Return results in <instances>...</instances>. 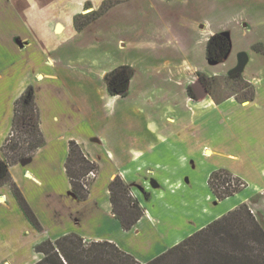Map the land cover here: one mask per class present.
Wrapping results in <instances>:
<instances>
[{
    "label": "crops",
    "instance_id": "1",
    "mask_svg": "<svg viewBox=\"0 0 264 264\" xmlns=\"http://www.w3.org/2000/svg\"><path fill=\"white\" fill-rule=\"evenodd\" d=\"M137 1L117 4L78 30L76 18L99 10L105 0H0V157L12 129L15 103L30 86L46 141L35 156L10 166L42 231L31 223L11 188L0 186V264H36L43 257L35 250L38 244L72 233L87 241L113 242L145 264L262 197L264 54L254 46L264 45V35L239 48L248 59L254 56V65L240 72L253 84V98L234 94L218 100L203 88L199 76L197 81L190 78L198 71L219 75L194 61L175 60V48L163 46L159 57L147 56L135 65L102 52L110 41L102 35L111 36L118 28V9L136 8ZM198 2L197 11L206 7L235 18L210 28L206 37L208 42L218 33L229 36L231 50L221 63L233 56V32L246 38L255 22L264 27V0ZM168 12L174 14L177 8L169 6ZM143 27L151 36L150 24ZM174 30L169 26L164 32L168 40L173 36L178 41L184 31ZM196 31L190 39L183 37L186 59H192ZM151 37L146 41L150 45ZM123 65L134 69L128 94L112 95L106 76ZM190 87L197 99L190 96ZM129 98L132 103L123 104ZM71 141L99 166L84 201L74 193L66 170ZM223 158L229 162L221 164ZM221 169L247 184L243 192L222 201L209 185L211 175ZM117 176L144 210L131 230H124L113 212L110 184ZM221 204L226 205L223 211L217 209ZM160 241H168L161 253L140 258L138 243L150 250Z\"/></svg>",
    "mask_w": 264,
    "mask_h": 264
},
{
    "label": "trees",
    "instance_id": "2",
    "mask_svg": "<svg viewBox=\"0 0 264 264\" xmlns=\"http://www.w3.org/2000/svg\"><path fill=\"white\" fill-rule=\"evenodd\" d=\"M124 1L128 0H106L99 10L86 16H78L75 21L77 29L82 30L110 8ZM84 18L87 20L83 22ZM254 49L264 54L263 44L255 45ZM230 50L229 36L215 34L207 42V60L211 63H221ZM133 76L134 69L128 65L108 73L106 82L110 94L126 96ZM198 76L206 90L211 93L210 82L214 78L202 73H198ZM231 78H239L250 86L240 73L232 75ZM190 96L197 99L191 87ZM253 96L254 93L250 98ZM45 142L40 125V108L35 99L34 88L30 86L15 103L12 129L1 149L3 158L0 157V186L7 185L11 188L26 216L39 231H42V226L13 181L10 166L35 156ZM98 169L99 166L89 159L81 146L71 141L66 170L72 189L80 200H86L90 193V182L86 187L84 180L91 171ZM209 185L220 201L240 193L247 187L245 181L224 169L211 175ZM110 194L115 216L124 230H131L144 216L139 200L133 196L130 187L120 176L111 182ZM251 211L248 204H242L145 264L181 263L192 258L201 264H264V228ZM35 250L43 256L36 264H142L113 242L87 241L75 233L55 241H43Z\"/></svg>",
    "mask_w": 264,
    "mask_h": 264
},
{
    "label": "rangeland",
    "instance_id": "3",
    "mask_svg": "<svg viewBox=\"0 0 264 264\" xmlns=\"http://www.w3.org/2000/svg\"><path fill=\"white\" fill-rule=\"evenodd\" d=\"M153 2L156 6L153 4ZM189 5L191 6L189 7ZM198 5V0H190V2L189 0H173L171 3H169L168 0H139L135 5L136 8L120 7L117 12L118 15L116 16L118 28H115V31L111 36L102 35L103 38L106 40L109 39L110 41L107 44H104L101 50L106 56H108V58L113 57L117 61L130 62L131 64L135 65V63L138 64L144 57H159V52L165 49L163 46L168 47V49L175 48L179 54L176 55L177 58H175V60L178 59V61H180L181 59L182 63L185 62L184 60H187L188 63L189 60L192 62L194 61L195 64L204 69L206 72L219 75L210 77L214 78L213 81L210 82V94L214 98L223 100L234 94H237L240 99L250 98L254 93L253 84L245 80L243 75V79L250 84L249 87L243 81L241 82L239 78L233 79L231 78V75L228 74L231 72L234 73L236 71L243 72L247 67L249 70L254 65L253 62V64H251V61L254 60V56H252L251 51V57L248 59L249 54L243 53V51H240L239 48L245 49L247 47L246 43L248 40H253L256 38L258 39L259 36L264 35V27L260 23L258 24L255 22L253 25V30L251 31L252 33H250V36L246 38L241 33H238L237 35L236 31L233 32L235 35V49L231 59L229 61L227 60L228 62L226 61V64L210 63L206 59V37L211 35L210 28L217 27L219 23H223L222 21L226 22L227 20H230L232 23L231 20H235V18L230 17L229 15L226 16L219 12H211L210 10L206 11V7L198 9L197 11L195 8L198 7ZM169 6L177 8V12L174 14L169 13ZM86 20V18L82 19L83 22ZM146 23L150 24V34L152 37L143 27V25ZM109 26L110 25H108V28ZM169 26H174L176 28L174 32L180 28H182L184 31L181 38L177 37L178 41H174L176 39L173 38V36H171L172 40H168L170 38L166 36L164 30L168 29ZM201 26H205V28L202 29L200 28ZM142 27V30L147 32H143L141 30ZM195 30H197L195 33L196 37H193V39L198 40L195 43L196 48L194 47L190 50V52L188 51L189 54L191 53L190 56L192 59L190 57L186 59V49L183 47V44L185 45V39L183 40V37L187 36L190 39V36L194 35L192 32ZM149 37H151L152 42L154 41L152 45L146 43V41L148 42L147 39H149ZM123 44H125V48L122 47ZM198 73L200 72L198 71ZM202 74L209 77V75L204 72ZM197 80L198 74L195 72L193 78H190V81ZM203 88L206 90L204 85ZM132 101V98L126 99L124 100L123 104L129 105L132 103ZM227 161L229 162V160L226 158H223V161L220 160L221 164L224 162L227 163ZM231 163L232 162L230 161V164ZM95 172L97 174V171ZM253 201L256 202L255 205H248L252 210L251 212L257 217L261 226L264 228V193L262 194V197L257 196ZM217 209L223 211L226 209V205L221 204L217 207ZM167 243L168 241L157 242L151 247L150 250L145 249L142 244L138 243L137 251L139 252L140 258L148 260L153 255L161 253L164 248L167 247ZM168 264H201V262L192 258L181 263L178 262Z\"/></svg>",
    "mask_w": 264,
    "mask_h": 264
},
{
    "label": "built area",
    "instance_id": "4",
    "mask_svg": "<svg viewBox=\"0 0 264 264\" xmlns=\"http://www.w3.org/2000/svg\"><path fill=\"white\" fill-rule=\"evenodd\" d=\"M97 174L95 171H91L88 176L86 177V179L84 180V183L86 185V187L88 186V183L93 180L94 178H96ZM235 184V183H233Z\"/></svg>",
    "mask_w": 264,
    "mask_h": 264
},
{
    "label": "water",
    "instance_id": "5",
    "mask_svg": "<svg viewBox=\"0 0 264 264\" xmlns=\"http://www.w3.org/2000/svg\"><path fill=\"white\" fill-rule=\"evenodd\" d=\"M241 71H236V72H234V73H232V75H234V74H238V73H240Z\"/></svg>",
    "mask_w": 264,
    "mask_h": 264
},
{
    "label": "flooded vegetation",
    "instance_id": "6",
    "mask_svg": "<svg viewBox=\"0 0 264 264\" xmlns=\"http://www.w3.org/2000/svg\"><path fill=\"white\" fill-rule=\"evenodd\" d=\"M232 76V75H231ZM200 83L202 84V82L200 81Z\"/></svg>",
    "mask_w": 264,
    "mask_h": 264
}]
</instances>
